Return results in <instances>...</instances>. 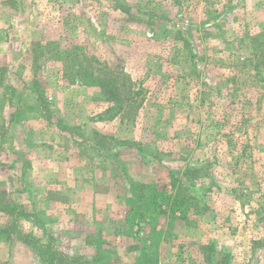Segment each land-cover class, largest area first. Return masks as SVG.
<instances>
[{"label":"rangeland","instance_id":"374dc122","mask_svg":"<svg viewBox=\"0 0 264 264\" xmlns=\"http://www.w3.org/2000/svg\"><path fill=\"white\" fill-rule=\"evenodd\" d=\"M263 32L264 0H0V264L92 260L100 239L136 264L132 182L196 198L144 225L160 264H264V81L241 63ZM82 59L140 107L108 112Z\"/></svg>","mask_w":264,"mask_h":264},{"label":"trees","instance_id":"16d2710c","mask_svg":"<svg viewBox=\"0 0 264 264\" xmlns=\"http://www.w3.org/2000/svg\"><path fill=\"white\" fill-rule=\"evenodd\" d=\"M249 42L250 57L241 61L243 66L242 69L247 71L249 67H252L254 79L264 81V32L262 34L250 36ZM87 60L88 59L80 60V68L76 73L81 77V80L78 82H81L85 86L101 87L109 90L113 97H108L110 98L108 100L116 105V108L113 106L108 112H115V115L118 112H123L125 113L124 117H128L127 115H131L134 108L136 110L140 107V104L137 103L136 100L140 95V91L134 92L132 90L133 85L131 81L125 79V81L121 82L122 79L120 78V74L116 71H112L110 74H106V76L96 74L98 68H94V71L91 72L89 66H85V62H88ZM95 62L96 60H94V65H96ZM106 137L116 142L113 136H111V138L108 136ZM190 168H195V172L201 170V168L197 167ZM171 179L172 187L177 184L179 186L183 184L184 186L183 178L172 176ZM190 181H192V178H190ZM131 186L133 191L128 199L130 211L125 218L127 227L124 232L120 233L133 237L140 244V256L136 264H160V255L156 250L162 239L163 231L157 230V227L154 226L152 227V231L145 235L142 232V230H144V225L156 223L155 217L159 213L172 216V221L178 218V213L179 216H185L189 212L191 206L197 209L199 208L197 204L192 201V199L196 198L193 196L189 199L184 193L178 191L175 195L169 194L163 197L159 195V186L157 185L132 182ZM148 219L149 222H146ZM135 227H137L136 230H134ZM97 245L96 253L92 260H86L81 256L67 255L55 251L54 264H112L113 259H115L114 257L117 256L112 245L103 239L98 240ZM213 255H215L214 257H219L220 253L214 252ZM214 257L209 256V259H213Z\"/></svg>","mask_w":264,"mask_h":264}]
</instances>
